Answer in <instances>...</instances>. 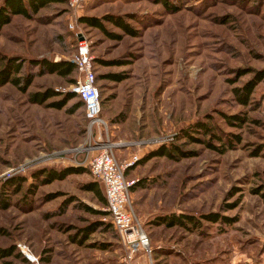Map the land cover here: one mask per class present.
I'll return each instance as SVG.
<instances>
[{"label":"rangeland","instance_id":"rangeland-1","mask_svg":"<svg viewBox=\"0 0 264 264\" xmlns=\"http://www.w3.org/2000/svg\"><path fill=\"white\" fill-rule=\"evenodd\" d=\"M69 1L30 17L12 14L0 28V55L23 59L19 75L28 77L23 89L0 85V249L7 253L0 264L149 263L142 253L129 257L105 205L84 188L94 181L87 162L99 140L114 145L118 163L137 157L123 174L135 181L130 204L151 264H264V77L246 104L233 93L264 70V0H168L176 10L152 0ZM81 16L101 18L106 32ZM79 41L105 122L91 131L82 106L73 107L78 98H68L77 71L39 74L27 63L71 61ZM47 90L42 102L32 100ZM197 123L232 146L207 147L211 135L190 129ZM170 143L184 155H147ZM65 167L79 170L41 181L42 169ZM170 214L198 224L167 226L161 217Z\"/></svg>","mask_w":264,"mask_h":264},{"label":"trees","instance_id":"trees-1","mask_svg":"<svg viewBox=\"0 0 264 264\" xmlns=\"http://www.w3.org/2000/svg\"><path fill=\"white\" fill-rule=\"evenodd\" d=\"M62 0H0V28L1 26H3L4 24H6L9 21L10 15H14V14H19L22 15L24 17H30L32 14L36 13L37 10L43 6H45L46 4L50 3V2H60ZM155 3H161L163 5V7L168 8L170 10H176L175 6H173L172 3H170L168 0H152ZM106 20L113 22V24L121 29H123L125 32H130L132 33V31L129 30V28H127V25L119 18L116 19H112L109 17L105 18ZM101 18H97L94 16H81L79 17V21L83 22L87 25H92L98 29H100L103 32L105 31V27L101 21ZM108 35L112 36V38L117 37L116 34L113 33H108ZM23 59H16V58H7L5 56H1L0 55V85L10 81L11 83H13L14 85L18 86L19 89H23L26 85H28V77L27 76H20L19 72H20V67L22 66L23 63ZM29 65H34L37 67V73L41 74L43 72H49V73H56L59 76H66L72 73V71L75 70V65L68 60H64V59H60L58 61H51V60H46V59H30L28 60ZM253 75V78H251L250 80H247L246 82H244L240 88H235L233 89V93L237 99V101L241 104H246L249 94L251 93L254 85L261 79L264 77V70H260V71H255ZM111 78H113L114 80H120L121 78L119 77V74H113V75H109ZM23 83V85H21ZM52 95V92L50 90H47L44 93H36L33 95L32 100H34L35 102H42L45 98H47L48 96ZM76 96L74 93L70 92L68 93V98L74 97ZM79 100V99H78ZM52 105L57 106V103H52ZM79 107L82 106L83 108V104L82 101L79 100L77 101L73 107ZM232 118H237V116H232V117H227V120H230ZM190 129H192V131H198L200 130L202 133L204 134H210L211 136L209 137L210 140L209 141H204V144L207 147L213 148V149H217L219 151H223V148L226 147L227 145L229 147H231V141L232 139H227V141H222V138L215 135L214 133H212L205 124H194L192 126H190ZM189 130V129H188ZM186 137H188V139H193V140H198L195 139V137H192L189 132H185ZM232 138L234 139L235 142H239V137L238 135H231ZM215 138L218 141H221L220 146L222 147H216L215 145H213L211 143V139ZM171 146L167 147L164 145H160L158 148L152 150L151 152H149L147 155H165L168 157H173V151L172 150H176L179 153H181L182 155H184V153H182L183 151H180L178 149V147L172 143H170ZM172 147V148H171ZM175 148V149H174ZM177 148V149H176ZM146 155V156H147ZM79 169L75 168V167H65L59 170H56L54 168H45L42 169L40 171V174H44L43 178H42V182H49L53 179H62L64 178L67 174L75 172ZM100 184L98 183V181L94 180L91 182L86 183L84 186L85 189L90 190L94 193V195L97 197L98 202L101 204L105 205V199L104 196L101 195V191H100ZM132 187V186H131ZM4 205V204H3ZM2 205V206H3ZM84 210H86L87 212H91V213H96V214H106L105 212H99L96 211L95 209L89 208V207H83ZM206 218L208 220H216L217 217L212 216L210 217L209 215L206 216ZM161 222H163L165 225L167 226H172V225H178V226H183L186 227L187 223H190L192 226H196L198 224L197 220L192 216V215H188V214H170L167 217H161ZM7 253L4 252L3 250L0 249V256H4Z\"/></svg>","mask_w":264,"mask_h":264},{"label":"built area","instance_id":"built-area-1","mask_svg":"<svg viewBox=\"0 0 264 264\" xmlns=\"http://www.w3.org/2000/svg\"><path fill=\"white\" fill-rule=\"evenodd\" d=\"M81 1L84 0H70L69 4L78 5ZM71 62L78 73L77 79L71 85V91L82 101L83 116L88 130L91 131L93 127H105V122L99 115L100 94L95 86V74L84 42H78ZM99 136L98 134L97 137ZM113 146L107 141L96 142L91 149L94 153L87 162V169L91 177L102 187L109 222L119 234L129 257L135 253H142L146 256L148 264H151V249L147 234L130 204L129 190L135 181L125 178L123 174L124 168L137 157L133 156L132 160L118 163L113 155ZM18 249L23 255L25 254L23 245H18ZM25 256L29 259L27 254Z\"/></svg>","mask_w":264,"mask_h":264},{"label":"crops","instance_id":"crops-1","mask_svg":"<svg viewBox=\"0 0 264 264\" xmlns=\"http://www.w3.org/2000/svg\"><path fill=\"white\" fill-rule=\"evenodd\" d=\"M101 190H102V187H101ZM102 192V195H103V191H101Z\"/></svg>","mask_w":264,"mask_h":264},{"label":"water","instance_id":"water-1","mask_svg":"<svg viewBox=\"0 0 264 264\" xmlns=\"http://www.w3.org/2000/svg\"><path fill=\"white\" fill-rule=\"evenodd\" d=\"M78 37H80V36H78Z\"/></svg>","mask_w":264,"mask_h":264}]
</instances>
